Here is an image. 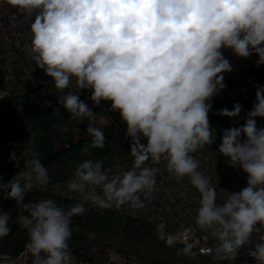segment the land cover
<instances>
[{"label": "clouds", "instance_id": "9594fccd", "mask_svg": "<svg viewBox=\"0 0 264 264\" xmlns=\"http://www.w3.org/2000/svg\"><path fill=\"white\" fill-rule=\"evenodd\" d=\"M30 21V44L25 50L35 67L51 78L63 94L62 104L76 117H93L80 99L90 91L93 105L110 102L126 125L131 169L109 176L103 161L80 162L66 190L80 196L67 208L55 199L25 203L27 193L50 183L48 169L33 153L13 150L10 162L23 167L6 183L4 199L14 200L25 214L14 223L27 231L26 251L32 264H76L69 249L72 218L86 211L85 203L100 209L143 207L156 191V170L147 162H165L177 183L188 178L199 193L195 223L217 241L213 260L235 262L238 250L264 228V85H256L255 102L241 117L242 105L221 108L217 114L243 123L220 130L217 153L246 174V186L227 191L213 185L199 170L194 155L217 139L209 122L213 98L226 88L224 74L233 68L224 51L264 65V0H7ZM73 80L75 85L73 86ZM64 90H68L67 93ZM74 90V91H73ZM92 138L85 147L103 148L105 135L91 123ZM144 141V143H142ZM225 193L218 202L220 193ZM183 197L184 193H180ZM13 222L0 211V238L9 235ZM157 226L168 246L175 242ZM250 253L264 264V236ZM194 245L181 254L195 258ZM9 264H15L9 258Z\"/></svg>", "mask_w": 264, "mask_h": 264}, {"label": "built area", "instance_id": "2783aa9c", "mask_svg": "<svg viewBox=\"0 0 264 264\" xmlns=\"http://www.w3.org/2000/svg\"><path fill=\"white\" fill-rule=\"evenodd\" d=\"M30 21L17 9L10 7L0 15V109L6 114L16 116L21 120L26 118L24 102L28 95L37 92L43 95L60 96L63 93L54 87L51 78L42 69L36 68L35 63L28 56L25 47L30 44ZM254 56V67L250 71H239L233 77V86L224 90L223 97L212 101L213 107L209 113L210 125L217 133L215 142L199 150L194 155L199 160V170L207 176L213 185L227 191H240L246 186V174L232 167L229 158L217 153V147L221 143L219 138L220 126L224 129L238 126L243 119L236 121L217 114L221 108L231 110L234 103L239 102L242 107L241 117L250 111L255 102L256 85H264V65L256 67ZM75 81L73 80V86ZM66 93L68 90H64ZM74 91V90H73ZM90 91L81 90L80 99L95 112H102L107 118V133L109 135L110 153L104 156L102 168L112 176L132 168L134 158L130 155V140L125 138L126 127L121 126L114 120L118 113L112 110L110 102H101L100 106L93 105L90 99ZM8 114V115H9ZM91 117H76L67 110V121L76 127L87 122ZM258 127H264V118L257 120ZM144 143V141H142ZM16 152L19 155L23 147L0 146V182L9 181L23 166L14 167L10 162V154ZM84 159L78 153L68 151L51 164L44 165L48 169L50 183L43 189L31 191L35 193L33 200H41L40 197L52 198L60 203L62 207L80 201V196L66 190L67 182L73 177L76 167ZM148 166L156 170V191L152 198L143 200V207L132 208L124 205L120 208L100 209L90 203H85L86 211L74 216L81 221H94L109 225L117 231L125 226L154 227L160 224L166 225L164 232L174 237V244L185 247L187 244L194 245L193 251L197 256L209 262V264H233L230 261L216 262L213 260L217 241L210 232L201 230L195 223L196 209L199 206V193L190 185L188 178L177 183L166 170L165 162H147ZM220 193L218 202H222L225 193ZM180 193H184L182 197ZM264 236V228L254 232L248 244L238 250L234 264H255L250 253L254 250L256 243L261 242ZM70 249V248H69ZM76 264H149L147 261L138 260L133 255L121 254L114 249L98 248L89 246L79 250L70 249ZM9 258L15 264H32V257L23 247L15 252H1L0 264H9Z\"/></svg>", "mask_w": 264, "mask_h": 264}, {"label": "rangeland", "instance_id": "374dc122", "mask_svg": "<svg viewBox=\"0 0 264 264\" xmlns=\"http://www.w3.org/2000/svg\"><path fill=\"white\" fill-rule=\"evenodd\" d=\"M54 96L48 97L41 94L35 98L34 102H29L24 120L11 116L9 113L8 115L0 109V146L19 145L27 151L26 158L30 159L31 155L28 147L22 146L29 137L33 145L36 144L33 151L40 156L41 161L61 148L66 149V152L78 153L79 157L84 160L102 161L103 157L110 153L108 141L110 137L106 132L107 118L103 126H98L105 135L104 147L89 148L85 152L84 149L91 143L92 138L67 121L63 114V108L58 107V104H53L52 97ZM260 118L257 117L256 119L259 120ZM219 128L224 129L221 126ZM58 158L60 156L44 165L51 164ZM23 164L24 161L21 160L20 166H23ZM34 194L27 193L25 203L37 201L36 199L33 200ZM40 199H43V197H40ZM57 204L61 206L60 203L57 202ZM0 211L9 212L13 220L9 225L11 228L9 235L0 238V251H18L25 247L28 242V234L25 229L14 223V220L19 214L26 215L27 213L24 212L22 207H18L14 200L4 199L2 193H0ZM71 227L73 233L69 240V248L73 250L95 246L114 249L125 255H133L138 260L147 261L149 264H209L208 261L199 257L193 259L182 255L181 250L183 248L177 244L168 246L164 240L159 239L157 229L154 227L138 228L127 225L121 231H117L103 223L81 221L76 218H72Z\"/></svg>", "mask_w": 264, "mask_h": 264}, {"label": "crops", "instance_id": "0c3cea01", "mask_svg": "<svg viewBox=\"0 0 264 264\" xmlns=\"http://www.w3.org/2000/svg\"><path fill=\"white\" fill-rule=\"evenodd\" d=\"M10 7L11 6L7 3V0H0V15H2L3 13H5ZM224 56H225V58H227L230 61V63L232 64V68H233V70L230 73H225L224 74V83L226 84V88L225 89H227V88H230V87L233 86V77H234V75L237 72L243 71V70L250 71V70L253 69V67H254V56L252 55V56H250L247 59L240 58V57L235 56L230 50H225L224 51ZM223 94H224V91L221 92L219 95L215 96L213 98V101H217V100L221 99L223 97ZM38 95H41V94L40 93H37V92L30 93L28 95V97H27V103H29L31 101L34 102L35 101V98H37ZM43 96H45V95H43ZM47 96L50 97L52 95H47ZM54 97H52L53 98L52 100H54L53 101V104L54 105L55 104L56 105L58 104L57 105L58 107H61V108L65 109L62 104H59V98H58V96H54ZM104 103H108V102H104ZM66 119H67V117H66ZM119 119H120L121 123L123 125H125V123L121 120L120 115H119ZM104 121H106V116L102 112H97L93 117H91L90 119H88V122H90L92 125H95L97 127L98 126H103ZM35 145H33L32 141L28 137V139L26 140L25 143H23L22 146L28 147V150L30 151V155L32 156V154L34 153L33 150H34ZM37 156L40 159V156L39 155H37Z\"/></svg>", "mask_w": 264, "mask_h": 264}, {"label": "trees", "instance_id": "16d2710c", "mask_svg": "<svg viewBox=\"0 0 264 264\" xmlns=\"http://www.w3.org/2000/svg\"><path fill=\"white\" fill-rule=\"evenodd\" d=\"M27 104H28V103H27V99H26V101L24 102V110H25V111H26V108H27ZM63 114H64V116H65V118H66V117H67V110H66V109H63ZM114 120H115V122H117V123L120 124L121 126L126 127L125 125H123V124L121 123V121H120V119H119V113L116 114V115L114 116ZM65 152H66V149L61 148V149L55 151L54 153H52V155L48 156L47 159H45V160H43V161H41V162H42L43 165H44V164L48 163L49 161L53 160V159L56 158V157H59V156L61 157L62 154H64Z\"/></svg>", "mask_w": 264, "mask_h": 264}, {"label": "water", "instance_id": "95a60500", "mask_svg": "<svg viewBox=\"0 0 264 264\" xmlns=\"http://www.w3.org/2000/svg\"><path fill=\"white\" fill-rule=\"evenodd\" d=\"M89 124H90V122L87 121V122H84L82 124L77 125L76 128L79 129L80 131L86 133V129L89 126Z\"/></svg>", "mask_w": 264, "mask_h": 264}]
</instances>
